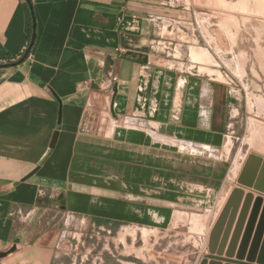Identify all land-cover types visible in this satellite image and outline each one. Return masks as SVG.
<instances>
[{
	"label": "crops",
	"instance_id": "1",
	"mask_svg": "<svg viewBox=\"0 0 264 264\" xmlns=\"http://www.w3.org/2000/svg\"><path fill=\"white\" fill-rule=\"evenodd\" d=\"M29 1V58L0 68V254L20 241L0 264H52L69 242L61 227L74 221L98 235L209 228L229 196L228 135L240 107L226 80L165 57L158 38L183 0ZM33 26L27 0H0V64L26 52ZM182 238L200 264L209 232Z\"/></svg>",
	"mask_w": 264,
	"mask_h": 264
},
{
	"label": "rangeland",
	"instance_id": "2",
	"mask_svg": "<svg viewBox=\"0 0 264 264\" xmlns=\"http://www.w3.org/2000/svg\"><path fill=\"white\" fill-rule=\"evenodd\" d=\"M180 3L176 7L180 13L173 25L165 28L163 38H158L168 44L164 50L165 57L174 68L184 73L226 80L239 99L240 113L233 120V130L228 135V199L221 205L227 196L224 188L216 202L221 205L220 211L212 210L214 219L209 228L189 225L146 231L127 227L118 234L101 232L98 235L86 225L71 222L67 229L61 227L69 235V242L58 249L65 254L56 251L59 257L53 258L52 264H129L124 262L129 259L133 264L140 262V259L150 260L151 264H193L196 259L191 256V246L182 237L199 230L211 234L236 188L244 189L245 195L252 193L255 197V192L263 194L239 182L252 156L261 158V165H264V18L230 9L201 6L199 0H183ZM260 179L256 177V183ZM247 189L252 191L247 193ZM215 214H218L217 218ZM78 230L85 236L80 240L77 260L74 243ZM125 236L129 239L126 248L122 243Z\"/></svg>",
	"mask_w": 264,
	"mask_h": 264
},
{
	"label": "water",
	"instance_id": "3",
	"mask_svg": "<svg viewBox=\"0 0 264 264\" xmlns=\"http://www.w3.org/2000/svg\"><path fill=\"white\" fill-rule=\"evenodd\" d=\"M28 3L30 4L29 1ZM199 5L214 6L216 9L221 10L230 9L233 12L247 13L251 16L264 18V0H199ZM35 39L36 25L34 19L33 36L29 48L17 61L0 64V68L16 67L24 63L29 58ZM60 104L59 120L61 121L62 103L60 102ZM262 162L261 158L252 156L239 183L244 187L253 188L264 194V183L262 182V179H264V165H261ZM256 177L262 179L256 183ZM60 201L64 208L63 196L60 197ZM231 234L232 238L230 240ZM19 242L17 240L11 249L1 253L0 259L17 251ZM238 246L240 253L236 259L237 261H233L232 256ZM227 247V257L222 258ZM248 250L252 256L245 259L244 256ZM208 251L209 253L204 256L200 264H223V262L225 264H264V198L257 197L255 199L254 194L245 195L244 189L236 188L210 234ZM258 251H260L261 256L255 259V254Z\"/></svg>",
	"mask_w": 264,
	"mask_h": 264
},
{
	"label": "trees",
	"instance_id": "4",
	"mask_svg": "<svg viewBox=\"0 0 264 264\" xmlns=\"http://www.w3.org/2000/svg\"><path fill=\"white\" fill-rule=\"evenodd\" d=\"M28 1L29 0H27V3H28ZM30 2V1H29ZM28 5H29V7H30V10H31V16H32V21H33V25H34V19H35V17H34V13H33V9H32V6H31V3L29 4L28 3ZM31 45V44H30ZM29 45V46H30ZM29 48V47H28ZM2 62H4V63H12V62H14V59H12V58H8V59H5V60H2ZM3 64V63H2Z\"/></svg>",
	"mask_w": 264,
	"mask_h": 264
}]
</instances>
